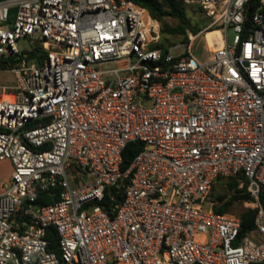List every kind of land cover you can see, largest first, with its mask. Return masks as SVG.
<instances>
[{"label": "built area", "instance_id": "built-area-1", "mask_svg": "<svg viewBox=\"0 0 264 264\" xmlns=\"http://www.w3.org/2000/svg\"><path fill=\"white\" fill-rule=\"evenodd\" d=\"M191 1L208 23L157 46L136 0H0V264H264V0ZM223 176L255 208L244 234L212 208Z\"/></svg>", "mask_w": 264, "mask_h": 264}, {"label": "trees", "instance_id": "trees-1", "mask_svg": "<svg viewBox=\"0 0 264 264\" xmlns=\"http://www.w3.org/2000/svg\"><path fill=\"white\" fill-rule=\"evenodd\" d=\"M142 4L146 11L154 18H156L160 25V33H171L181 35L180 39H184L187 36L188 31H197L202 26L204 22L202 20L193 19L187 11V4L184 0H136ZM167 17L175 18V23L170 24L166 21ZM174 42V41H172ZM171 41H165L161 39V34L159 40L155 45L157 46H166ZM45 55V51L35 45L31 50L28 51L29 57H36L37 60H40ZM141 148L140 141H129L122 151V167L125 168L129 164L133 155ZM229 187H233V192L226 200H222L223 196L217 195L215 199H212L213 204L212 208L217 212H225L231 210V205L233 201L247 196V193L241 192L244 188L237 187V180L234 176H228ZM213 189V186H212ZM211 189V191H212ZM57 197V189H43L39 190L37 198L34 200V203L37 205L44 204L50 201H53ZM219 200V201H217ZM261 201L264 205V195L261 198ZM241 219L240 234L246 233L254 226V216L255 208L245 207L236 212ZM48 244L47 247L50 250L55 251L59 255V250L57 248V231L53 225H49L46 228L45 233Z\"/></svg>", "mask_w": 264, "mask_h": 264}, {"label": "rangeland", "instance_id": "rangeland-1", "mask_svg": "<svg viewBox=\"0 0 264 264\" xmlns=\"http://www.w3.org/2000/svg\"><path fill=\"white\" fill-rule=\"evenodd\" d=\"M185 3L187 4V11L190 14V16L193 19H198V20H202L204 21L201 25L200 28H203L209 21V16L206 15V13L203 11V9L195 2L193 1H186L184 0ZM166 21L170 24H174L175 23V18L172 17H167ZM161 25V22H159V26ZM215 31V30H213ZM228 33L229 36L231 37L233 34V30L232 28L228 29ZM161 39H165V41H177L179 40V38L181 37V35L179 34H171V33H165V32H161ZM19 45H23L27 43L26 39H20L18 40ZM204 43H205V38L204 35H198L197 39L195 40V45H194V49L196 51V53L200 54V55H206L205 53V47H204ZM119 64V61L117 60H113L108 62L107 66L108 67H113V66H117ZM104 66V65H103ZM15 79L14 73L9 70V69H0V84H10L13 83ZM11 163L9 161V159H2L0 160V184L3 183L10 175L11 173ZM230 178L228 177H219L216 179V181L213 184V189L212 191L210 190L209 193V199H215L217 195L219 196H223L221 202L223 200H226L230 194L233 192L234 186L233 187H229L228 181ZM219 201V200H217ZM208 205V204H206ZM245 208V205L243 204L242 200H235L233 201L232 205H231V210L230 212L237 214L236 212L239 211L240 209Z\"/></svg>", "mask_w": 264, "mask_h": 264}, {"label": "bare ground", "instance_id": "bare-ground-1", "mask_svg": "<svg viewBox=\"0 0 264 264\" xmlns=\"http://www.w3.org/2000/svg\"><path fill=\"white\" fill-rule=\"evenodd\" d=\"M215 32H218L217 30H215V31H213V30H209L208 32H207V36H210L212 33H215Z\"/></svg>", "mask_w": 264, "mask_h": 264}]
</instances>
